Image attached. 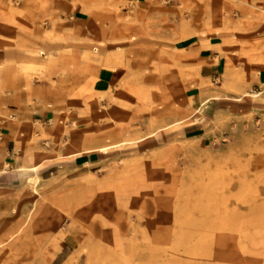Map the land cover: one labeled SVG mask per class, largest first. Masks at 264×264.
I'll use <instances>...</instances> for the list:
<instances>
[{
	"label": "rangeland",
	"instance_id": "rangeland-1",
	"mask_svg": "<svg viewBox=\"0 0 264 264\" xmlns=\"http://www.w3.org/2000/svg\"><path fill=\"white\" fill-rule=\"evenodd\" d=\"M64 2L7 4L0 155L37 168L0 264H264V0ZM21 92L41 119L9 136Z\"/></svg>",
	"mask_w": 264,
	"mask_h": 264
},
{
	"label": "crops",
	"instance_id": "crops-1",
	"mask_svg": "<svg viewBox=\"0 0 264 264\" xmlns=\"http://www.w3.org/2000/svg\"><path fill=\"white\" fill-rule=\"evenodd\" d=\"M9 0H0V34L5 32V29L3 25L5 26V22L7 18L13 17V15H10L7 13V4ZM16 1L19 5V9L21 12V15L26 18L27 14H31L34 17H37L38 19H43L44 17H51L57 18L58 16H66L65 11L67 8L66 3L64 0H11ZM19 14V13H18ZM72 18V17H71ZM17 26H18V38L22 37L20 34V31H25V20H21L20 17L17 18ZM37 32H41L38 27H36ZM43 30V29H42ZM47 31H51V27L45 29ZM2 39H0L1 42ZM37 43V47H38ZM6 46V45H5ZM49 46L52 47V44ZM8 54L4 52H0V63H4L6 60ZM11 56V55H10ZM207 70V73L203 75V77H209L211 74H213L215 71L210 69ZM14 74V70L12 67L9 68H2L0 67V78L1 79H7V75ZM218 80V77H217ZM23 96L22 102L17 103L13 105L12 107L8 108L11 111H14L18 113L20 117V124L23 125V128H19V126L9 125L8 131L5 132L6 135H12L16 134V132L19 133L21 130H31L35 129L37 133V121H40V116H38L37 112V105L30 104L29 101H27L28 96L30 95L29 92H21L20 93ZM213 99V97H212ZM238 99V98H237ZM11 101H14V97L10 99ZM9 107V106H8ZM39 115L42 116V111H39ZM16 127V128H15ZM17 129V130H16ZM19 129V130H18ZM34 130V131H35ZM27 134V133H26ZM17 144V145H16ZM18 146V147H17ZM17 148V151L15 152V149ZM3 152L0 155V239H3L1 237L2 229L5 224L4 221H7L9 219H14V211L21 206L19 201V195L18 192L21 189V170H32V167H37V165H34L32 167H22V161L28 160L25 156V153L22 151L21 142L14 141L12 137L5 140L3 142L2 146ZM4 165H6L7 169H4ZM9 167V168H8ZM3 168V169H2ZM35 170V169H33ZM34 177H30L27 182L30 179L32 180ZM4 220V221H3ZM9 223V222H8ZM7 229V227H5Z\"/></svg>",
	"mask_w": 264,
	"mask_h": 264
},
{
	"label": "bare ground",
	"instance_id": "bare-ground-1",
	"mask_svg": "<svg viewBox=\"0 0 264 264\" xmlns=\"http://www.w3.org/2000/svg\"><path fill=\"white\" fill-rule=\"evenodd\" d=\"M262 92H256V93H254V94H252L253 96H258L259 94H261ZM240 98H238L237 100H239ZM37 167L35 166V167H32L31 169L33 170V169H36ZM29 181H31V179L29 180ZM199 212V211H198ZM197 211H196V209H193L192 211H191V216H193V217H198L199 215H201V214H199Z\"/></svg>",
	"mask_w": 264,
	"mask_h": 264
}]
</instances>
